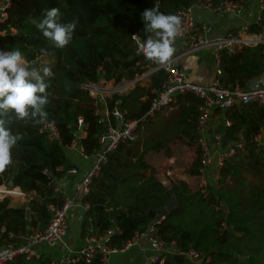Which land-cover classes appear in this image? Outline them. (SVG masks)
Wrapping results in <instances>:
<instances>
[{
	"label": "trees",
	"instance_id": "trees-1",
	"mask_svg": "<svg viewBox=\"0 0 264 264\" xmlns=\"http://www.w3.org/2000/svg\"><path fill=\"white\" fill-rule=\"evenodd\" d=\"M192 1L22 0L6 10L7 19L0 24V50L19 49L29 67L48 66L53 71L47 81L50 103L46 111L49 121H55L52 126L58 131L59 141L50 142L42 125L30 120H13L9 125L22 139L13 149V164L0 174V187L19 188L21 193L33 197L19 207H11L8 198L0 201V227L6 230L0 233V246L21 242L29 226L36 231L47 227L49 206L61 204V195L54 198L49 185L72 166L65 148L79 133L78 118L83 119L86 134L80 140L83 153L89 157L97 150L103 126L97 122L92 99L81 87L101 77L120 83L139 76L144 62L135 53L131 36L138 35L142 41L146 38L143 11L153 7L176 15ZM51 8L60 9L62 23L78 21L72 41L64 49L55 48L33 23ZM261 18V22L248 26V33H264V12ZM41 49H47L48 55H42ZM219 66L222 87H242L264 73V46L243 47L234 54L222 50ZM165 79L166 74L158 71L151 75L147 88L137 86L127 94L114 96L107 104L112 108L117 102L125 119L139 120L149 109L151 91H158ZM176 99L175 111L146 119L140 125L136 142L122 143L107 156L83 199L89 209L80 223L81 237L98 239L110 231L106 245L120 250L148 230L157 217H164L156 226V236L178 253L165 254L163 264H192L179 254L189 250L209 257L210 264H264V159L252 140L264 125V105H242L224 112L231 126L221 130L222 134L228 142L242 137L246 149L225 163L217 187H209L205 195L182 181L164 188L157 171L144 160L150 152H164L167 158L171 157L170 144L174 142L195 145L199 101L189 94ZM199 166L196 159L186 174L198 175ZM10 182L12 188L8 186ZM171 196L175 197L176 206L167 212ZM43 200L47 202L43 204ZM27 209L31 212L29 221ZM9 233L13 239H7ZM101 263V255L95 253L89 262L81 259L74 264ZM8 264H51V256L43 253L29 260L18 257Z\"/></svg>",
	"mask_w": 264,
	"mask_h": 264
},
{
	"label": "built area",
	"instance_id": "built-area-1",
	"mask_svg": "<svg viewBox=\"0 0 264 264\" xmlns=\"http://www.w3.org/2000/svg\"><path fill=\"white\" fill-rule=\"evenodd\" d=\"M20 1L22 0H0V24L6 21V10L11 7L12 3ZM257 4L258 12L254 21L256 23L262 20L264 0H258ZM244 8L245 0H193L189 7L178 11L176 14L181 19V27L174 45L177 43L184 45L187 52H195L208 47L217 49L216 78L208 85H197L190 82L186 72L179 66L176 57L170 58L165 64L147 60L139 50V44L132 35L131 40L135 53L144 62L143 72L129 81L115 83L101 77L97 82L86 83L81 87L92 99L94 114L98 119L97 122L103 126V132L98 139V148L89 156L92 160L90 167L81 180L74 184L75 194L73 197L62 196L56 184L49 185L52 187L54 198L61 195V204L59 206H49L51 216L47 227L43 231H36L33 226H29L21 242H8L1 245L0 264H8L18 257H24L27 260L38 258L39 255L36 250L38 245H45L52 249L63 246L69 230L70 213L76 207L82 209L84 214L88 211L89 205L83 199L89 192L91 180L98 175L101 167L106 163L107 156L122 143L136 142L139 138L141 123L146 119L153 118L163 110L169 109L179 95L189 94L199 101L195 126L198 139L195 145L192 146L195 152V160L198 159L200 163L198 175L193 176L200 179L196 191H201L206 195L209 187H217L221 169L227 161L245 152L246 142L242 137L233 142L227 140L224 142L222 133H214L209 138L208 129L211 118L215 117L216 111L224 113L242 105H264V84L260 83L256 88L250 85V82L256 78L248 80L242 87H222L220 85L218 77L222 72L219 66V52L227 50L230 54H234L243 47L264 46V33L258 35L248 33L249 25H247L238 31L226 32L220 38L208 39L201 33L205 27L198 28L195 13L202 12L208 16L239 18L244 14ZM0 34L3 33L0 31ZM158 71H163L166 74V79L158 91H151L153 97L150 99L149 109L141 119H125V114L118 108L117 102L112 108H109L107 101L114 96L127 94L137 86L144 88L150 86L149 79L151 75ZM99 72L103 75V71L99 70ZM222 126L228 128L231 126V122L224 117ZM77 130L79 133L75 140L69 146H66V150H69L73 144L84 137L82 118L77 120ZM42 131L46 133L50 142L59 141V134L54 126L42 125ZM252 140L264 159V125ZM80 151L82 156L88 157L83 153L82 147ZM77 173L78 171L75 168L68 170V174L76 175ZM166 176L170 183L176 182L172 181L169 174H166ZM13 190H10L8 194ZM1 192L0 187V194H2ZM163 218L160 217L159 221L153 222L148 230L136 235L120 250L111 249L106 245L108 236L111 234L109 231L107 236L98 239L95 236H87L86 246L83 249L73 252L70 248H66L67 254L62 256L60 260L51 262V264H74L81 259L89 262L95 253L101 255V264H108L110 255L128 249L139 239H145L152 252V255L146 259L144 264H163L165 254L176 252H171V249H168L166 244L156 236V226ZM0 233H6L4 227H0ZM13 238V234H7L8 240ZM179 254L183 255L192 264H210L209 257L195 250Z\"/></svg>",
	"mask_w": 264,
	"mask_h": 264
},
{
	"label": "clouds",
	"instance_id": "clouds-1",
	"mask_svg": "<svg viewBox=\"0 0 264 264\" xmlns=\"http://www.w3.org/2000/svg\"><path fill=\"white\" fill-rule=\"evenodd\" d=\"M59 8L44 11L33 20L36 29L57 49H64L73 39L78 21L62 23ZM146 38L139 40L143 56L152 62L165 64L175 52L174 41L180 34L181 19L177 15L161 13L157 8L145 9L141 14ZM48 55L47 49H41ZM51 67H29L19 49L0 50V174L13 164V149L22 137L14 134L9 125L15 121H31L34 125H54L46 108L49 101L47 82L53 77ZM264 78L250 82L256 88Z\"/></svg>",
	"mask_w": 264,
	"mask_h": 264
},
{
	"label": "crops",
	"instance_id": "crops-1",
	"mask_svg": "<svg viewBox=\"0 0 264 264\" xmlns=\"http://www.w3.org/2000/svg\"><path fill=\"white\" fill-rule=\"evenodd\" d=\"M257 2L258 0H245L244 14L239 18L208 16L207 14H204L202 12H196L195 16L197 26L199 29L205 27V29L201 31V33L208 39H217L222 37L226 32L238 31L243 27L254 23L258 12ZM174 48L175 52L171 58L176 57L178 59L179 66L186 72L190 82L197 85H208L213 82V80L216 78V48L208 47L195 52H187L185 46L179 43L175 44ZM258 78H264V73ZM176 102L177 99L171 105V107L165 111L164 116H167L170 112L177 109ZM161 114L162 112L160 113V115ZM223 114L224 113L216 111L214 114L215 117L211 118L208 129L209 138H211L214 133H222L221 130H223L224 128L222 126V120L224 119ZM85 135L86 134L84 133L83 136L85 137ZM170 148L172 155L169 158L165 156L164 152H150L145 156L144 160L148 165H150L157 171L158 176H160L161 174H169L172 181L185 182L191 190H197L200 179L196 177L190 176L188 174H183V176L180 177H178V175H175V178L173 179V172H181V165H186L187 162H190L192 160L194 162V149L180 142L171 143ZM80 149L81 145L79 140L75 144H73V146L67 152L69 163L72 166L64 172L61 178L54 180V183L59 187L62 196H74V184L81 180V178L88 171L92 162L89 157L82 156ZM175 149L179 150L175 151ZM155 154H163L164 158H161L163 159V161H157V158L154 157ZM72 168H75L78 171L76 175L68 174V170ZM170 171L172 173H170ZM2 187L4 186H1V188ZM14 190H18V192H21L19 188H15ZM25 197H28L29 199L25 201ZM32 197V194L25 195L17 202H15V204L17 205L10 206H22L29 200H31ZM83 216L84 213L82 209H80L79 207L73 208L70 213L69 230L64 240V245L57 249L48 248L45 245H38L36 250L39 257L43 253H48L51 256V262H54L60 260L62 256H65L67 254L66 248H70L73 252H78L83 249L86 246L87 240V237L82 238L80 235V223L83 219ZM172 251L175 250L172 249ZM118 252L120 253L115 254H122V257H117L115 259L116 261H114L115 264H144L146 259L152 255V252L149 249V244L145 239H139L128 249L122 252ZM109 261L110 257L108 262Z\"/></svg>",
	"mask_w": 264,
	"mask_h": 264
},
{
	"label": "rangeland",
	"instance_id": "rangeland-1",
	"mask_svg": "<svg viewBox=\"0 0 264 264\" xmlns=\"http://www.w3.org/2000/svg\"><path fill=\"white\" fill-rule=\"evenodd\" d=\"M48 61H47V59H44L43 60V63L44 64H46ZM167 109H165V110H163L162 111V114H163V116H164V113H165V111H166ZM161 113V112H160ZM159 113V114H160ZM224 129V128H223ZM176 150H179V149H175V151ZM154 157H156L157 158V161H163V159H161V158H164V155L163 154H155L154 155ZM195 161V160H194ZM194 162H193V160L192 161H190V162H187V164L186 165H181L180 167H181V172L180 171H178V173H175V172H173L174 173V177H173V179L175 178V175H178V177H180V176H183V174H186V172H187V170L190 168V166L193 164ZM165 171H167V170H165ZM170 173H172L171 171H170ZM160 176H166V174H161ZM178 179V178H177ZM1 193L2 194H0V201L1 200H3L4 198H8L9 199V202H10V205H12V206H15V205H17V204H15V202H17L20 198H22V197H24L25 195H23V194H21V192H18V197H14V196H12L11 194H8V192L10 191V189H8L7 187H2V189H1ZM193 191H196V190H193ZM12 192V191H11ZM10 192V193H11ZM31 197V196H30ZM29 198L28 197H25V201L26 200H28ZM24 201V202H25ZM132 251V250H131ZM171 252H172V249H171ZM116 253H120V252H116ZM117 257H122V254H112L111 256H110V261L108 262L109 264H115V262L114 261H116L115 259L117 258Z\"/></svg>",
	"mask_w": 264,
	"mask_h": 264
},
{
	"label": "water",
	"instance_id": "water-1",
	"mask_svg": "<svg viewBox=\"0 0 264 264\" xmlns=\"http://www.w3.org/2000/svg\"><path fill=\"white\" fill-rule=\"evenodd\" d=\"M223 140H224V142L226 141L225 136H223ZM50 178L52 179L53 176L51 175ZM158 179H159V182L161 183V185H162L164 188H167V189L170 188L171 183H170V181L168 180L167 176H158ZM12 185H13V184H12L11 182L8 184V186L11 187V188H12ZM46 202H47L46 200H43V201H42L43 204H45ZM223 205H225V204L223 203ZM175 206H176V200H175V197H174V196H171V201H170V203L166 206V211H167V212H171V211L175 208ZM26 219H27L28 221L31 219V212H30L29 209H27V212H26ZM159 219H160V217H157V218L155 219V221H159ZM151 225H152V224H151Z\"/></svg>",
	"mask_w": 264,
	"mask_h": 264
},
{
	"label": "bare ground",
	"instance_id": "bare-ground-1",
	"mask_svg": "<svg viewBox=\"0 0 264 264\" xmlns=\"http://www.w3.org/2000/svg\"><path fill=\"white\" fill-rule=\"evenodd\" d=\"M2 189V188H1ZM12 196H14L15 198L18 197V190H13L11 193Z\"/></svg>",
	"mask_w": 264,
	"mask_h": 264
}]
</instances>
